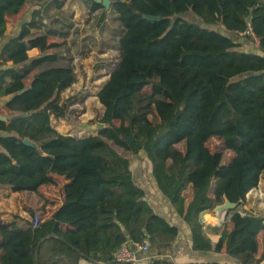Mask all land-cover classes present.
I'll return each mask as SVG.
<instances>
[{
  "label": "trees",
  "instance_id": "1",
  "mask_svg": "<svg viewBox=\"0 0 264 264\" xmlns=\"http://www.w3.org/2000/svg\"><path fill=\"white\" fill-rule=\"evenodd\" d=\"M110 1L123 31L115 46L119 63L97 94L106 128L78 137L55 125L71 113V99L61 98L76 83L75 69L55 66L64 56L50 52L61 46L48 42L54 30L31 32L42 27L44 5L60 10L67 0H0V104L5 99L10 111L0 119V189L38 194L57 176L68 181L64 203L49 219L43 220L46 204L31 211L43 220L38 227L19 216L0 220L2 264H118L114 255L123 244L143 241L153 252L144 264H175L167 255L181 228L156 214L135 183L131 156L140 153L188 226L194 252L225 251L238 264H259L263 216L233 214L217 243L200 217L215 207L243 206L264 173V0ZM29 3L40 8L4 42L8 17ZM188 12L201 24L181 17ZM249 24L259 46L236 34ZM35 48L40 55L29 57ZM214 138L222 143L211 149Z\"/></svg>",
  "mask_w": 264,
  "mask_h": 264
},
{
  "label": "crops",
  "instance_id": "2",
  "mask_svg": "<svg viewBox=\"0 0 264 264\" xmlns=\"http://www.w3.org/2000/svg\"><path fill=\"white\" fill-rule=\"evenodd\" d=\"M68 1L64 5L62 9H57L52 3H48L43 6V14L45 15V19L42 22L41 28L32 29L31 32L33 34H40L49 31L50 29L56 32V36L49 37L48 42L50 44L61 45L57 49H51L50 52L57 51L58 53L64 56V59L59 62L57 65L65 66L71 64L76 72L77 80L76 83L72 86H83L86 82L90 81L91 84L97 86L95 98H97V94L101 87L109 80L110 72L118 65L119 63V54L117 49L115 48L118 45L119 41V33L116 32L113 25L111 24V15L113 10L110 8L107 9L102 2L97 3L102 4V8H95L93 4L87 2L82 11L77 9L75 3H73L72 10H68ZM40 6L29 3L20 11V13L16 15H12L8 17L5 31V39L4 42L17 36L20 33L21 27L24 23H27L31 20L32 13L35 10H38ZM66 35L64 38L63 34ZM3 42V41H2ZM64 43V44H63ZM63 44V45H62ZM251 49L245 44L242 47L243 51H249ZM1 51V48H0ZM40 55V50L35 48L28 51V56L31 58H35ZM11 65V63H9ZM98 72L95 77H87L83 75L81 72ZM103 71H108L109 73L103 76ZM35 74V73H34ZM33 74V75H34ZM102 75V77H101ZM31 80L28 79L27 83ZM70 89V88H69ZM68 89V90H69ZM67 90V91H68ZM65 93V92H64ZM99 101V100H98ZM6 100L3 99L0 104V111L3 110V113L0 116L6 117L10 114V111L4 106ZM101 105V104H100ZM102 107V106H101ZM104 108L102 107L101 116L99 120L104 115ZM57 130L62 135H73L78 137H85L88 135H94L96 132L86 133L85 131H80L78 133L71 132L69 126L65 123V120L55 122ZM61 181L60 187L62 189V194L59 198H52L51 193L46 194L47 201H41L37 208L43 207L46 204V214L44 216V221L49 219L53 213L59 209L64 203L63 197V187L68 181L65 178L55 177V184L50 185L49 187H55L56 184H59ZM135 183L142 187L146 193V200L149 202L153 210L156 214L165 217L168 220H171L175 225L181 228V236L175 246L171 249L167 257L171 262L175 264H191V263H210V262H218L221 264H238L237 260L231 258L226 255L225 251L222 254H217L215 252H194L192 250V245L190 242V233L188 226L183 222V219L177 214L176 210L173 206L160 196V191L157 187V184L154 178H134ZM46 186H44L45 188ZM43 188V187H42ZM260 191L264 192V186L261 185V181L259 183V187L256 188ZM4 192V194L9 197L10 195L13 197L19 196L20 193H11L6 189H0V192ZM186 192L188 195H186ZM27 193V192H23ZM35 194V193H34ZM162 194V193H161ZM184 197L186 198L187 205L193 199V186L190 185L187 191L184 192ZM12 198L3 199L0 198V220L6 223H11L16 216L24 220H29V215L26 210L21 207V204L18 205L19 212H16V209L9 208ZM156 198H160L157 200ZM50 201V202H48ZM247 200L243 206H247L249 204ZM252 206L255 207L258 213H253L258 216L264 217V198L262 200L252 201ZM217 209L219 210V217L221 218V222L216 220V215L214 213H209L210 210ZM206 212H204L200 217V223L203 225L207 236L211 238L214 243L218 242V239L221 236L220 230H215L214 233H210V228L213 225L217 229H221L222 220L227 213V207H215ZM207 213V216H205ZM262 214V215H261ZM23 228H27V225H23ZM212 231V230H211ZM259 253L257 255V259L261 261L259 264H264V231L259 235ZM3 237L0 232V264H2L5 253L2 249ZM148 259L146 255L141 257V260L137 264H144ZM79 264H103L100 262H95L87 259H82Z\"/></svg>",
  "mask_w": 264,
  "mask_h": 264
},
{
  "label": "rangeland",
  "instance_id": "3",
  "mask_svg": "<svg viewBox=\"0 0 264 264\" xmlns=\"http://www.w3.org/2000/svg\"><path fill=\"white\" fill-rule=\"evenodd\" d=\"M73 3L77 6V9L82 11L85 6L84 0H69L68 1V10H72ZM184 20L193 23V24H201L202 20L200 17H198L196 14L192 12L185 13L181 16ZM111 24L113 25L115 31L119 33V35L123 31V27L121 25V22L115 12H112L111 15ZM215 27V26H214ZM213 27V28H214ZM59 66V65H55ZM83 75L87 77H95L97 76L98 72H81ZM103 76L108 74L109 72L103 71ZM102 77V75H101ZM97 86L93 85L90 83V81L86 82L83 86H74L71 87L68 91L62 94V101L65 100H70L71 99V108H70V114L69 117L65 120V123L69 126L71 132H80V131H85L86 133L91 132L90 130L86 129L84 125L90 126L95 124V122L99 121V118L101 116V110L102 107L99 103V101L95 98V93H96ZM146 93H150L151 90L148 88L145 90ZM3 113V110L0 111V114ZM150 120L153 122L158 121V117L155 113L150 115ZM118 124V122H117ZM82 126V127H81ZM80 130V131H79ZM222 141H220L217 138H214V140L210 143L209 147L211 149H214L216 146L221 145ZM181 149H184V144L180 145ZM121 152H123L122 149H119ZM234 155L232 153L227 154L228 161L230 162ZM131 161H132V171L134 178H152L151 176V165L144 153H140L138 156H131ZM261 185L264 186V173L261 176ZM61 181H59V184H56L55 187H49L46 186L45 188L40 189V193L34 194V193H20L19 196L13 197L10 195L7 197L4 192H0V198L3 199H8L12 198L11 203L9 205V208L11 209H16V212H19V207L18 205L21 204V207L27 211L29 218L31 217L30 213L32 210H38L37 205L41 201H47L46 199V194L51 193L52 198H59V196L62 194V189L60 187ZM186 195L188 193L186 192ZM160 196H163L167 203H169L168 199L160 193ZM159 200L160 198H156ZM249 201V199H247ZM252 201L255 202V199H250L249 204L247 203L248 209L250 213H260L257 212L255 207L252 206ZM50 202V201H48ZM170 204V203H169ZM240 209V207L232 210L233 212H236ZM264 213V212H261ZM262 215V214H261ZM201 219H203L201 217ZM226 224L222 220V227L221 229H217L214 225L211 227L209 232L214 233L215 230H220L222 232L226 226ZM168 254H171L168 252ZM150 255H153L152 250L149 251V253L146 255V258L149 260Z\"/></svg>",
  "mask_w": 264,
  "mask_h": 264
},
{
  "label": "built area",
  "instance_id": "4",
  "mask_svg": "<svg viewBox=\"0 0 264 264\" xmlns=\"http://www.w3.org/2000/svg\"><path fill=\"white\" fill-rule=\"evenodd\" d=\"M236 34L245 37H251L256 46H259L258 38L253 34L251 25L249 24L248 29L245 31L238 30ZM264 198V192L259 189H254L247 195V199L262 200ZM236 212H239L242 216L249 214V209L246 206H240V209ZM235 212L228 211L225 214L223 221L226 224H230V218ZM256 215V214H255ZM29 220L33 223V227H38L42 223V219L38 214L31 216ZM150 251V245L148 241H143L140 243L127 242L123 244L115 253V261L118 264H137L141 257L147 255Z\"/></svg>",
  "mask_w": 264,
  "mask_h": 264
},
{
  "label": "water",
  "instance_id": "5",
  "mask_svg": "<svg viewBox=\"0 0 264 264\" xmlns=\"http://www.w3.org/2000/svg\"><path fill=\"white\" fill-rule=\"evenodd\" d=\"M99 2H102V4L107 8L109 9L110 8V5H111V1L110 0H98ZM145 19L149 20V21H158L159 18L158 17H152V16H148V15H145L144 16ZM0 119L5 121L6 120V117H3V116H0ZM82 127V126H81ZM84 127H86V129L90 130V131H93V132H98L100 130H103L104 128H106V125L100 121H97L95 122V124L93 125H90V126H87V125H84ZM24 143L28 146H35L33 144V142H31L30 140L26 139L24 141ZM225 207H227V210L228 211H232L234 209H236L237 207L235 205H231V204H227ZM237 213V212H235ZM234 213V214H235Z\"/></svg>",
  "mask_w": 264,
  "mask_h": 264
},
{
  "label": "bare ground",
  "instance_id": "6",
  "mask_svg": "<svg viewBox=\"0 0 264 264\" xmlns=\"http://www.w3.org/2000/svg\"><path fill=\"white\" fill-rule=\"evenodd\" d=\"M213 213L216 215V220L219 221V222H221V218L219 217V210L214 209L213 210ZM205 216H207V213H206Z\"/></svg>",
  "mask_w": 264,
  "mask_h": 264
}]
</instances>
